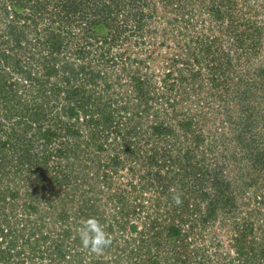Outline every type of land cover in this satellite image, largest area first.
Instances as JSON below:
<instances>
[{
  "label": "trees",
  "instance_id": "obj_1",
  "mask_svg": "<svg viewBox=\"0 0 264 264\" xmlns=\"http://www.w3.org/2000/svg\"><path fill=\"white\" fill-rule=\"evenodd\" d=\"M0 264H264V0H0Z\"/></svg>",
  "mask_w": 264,
  "mask_h": 264
},
{
  "label": "clouds",
  "instance_id": "obj_2",
  "mask_svg": "<svg viewBox=\"0 0 264 264\" xmlns=\"http://www.w3.org/2000/svg\"><path fill=\"white\" fill-rule=\"evenodd\" d=\"M175 203L180 205L182 199L179 194L173 197ZM81 247L92 254L101 255L111 247L112 236L96 217H89L83 220L78 228Z\"/></svg>",
  "mask_w": 264,
  "mask_h": 264
},
{
  "label": "rangeland",
  "instance_id": "obj_3",
  "mask_svg": "<svg viewBox=\"0 0 264 264\" xmlns=\"http://www.w3.org/2000/svg\"><path fill=\"white\" fill-rule=\"evenodd\" d=\"M167 39H168V41H166V43H164V45L161 46V48L159 50L160 52H162V53L165 52V53L171 54L172 52L180 51V49H178L177 47L174 46L175 42H174L173 38H167ZM156 69H157V71L161 70V68L158 67V68H154L152 72L157 73Z\"/></svg>",
  "mask_w": 264,
  "mask_h": 264
}]
</instances>
